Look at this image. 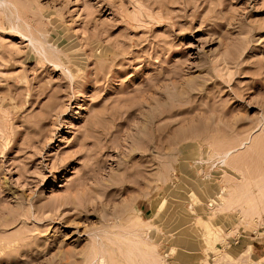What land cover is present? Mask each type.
I'll use <instances>...</instances> for the list:
<instances>
[{"label": "rangeland", "instance_id": "rangeland-1", "mask_svg": "<svg viewBox=\"0 0 264 264\" xmlns=\"http://www.w3.org/2000/svg\"><path fill=\"white\" fill-rule=\"evenodd\" d=\"M258 189L264 0H0V264H253Z\"/></svg>", "mask_w": 264, "mask_h": 264}, {"label": "bare ground", "instance_id": "bare-ground-1", "mask_svg": "<svg viewBox=\"0 0 264 264\" xmlns=\"http://www.w3.org/2000/svg\"><path fill=\"white\" fill-rule=\"evenodd\" d=\"M243 143V142H242ZM241 143V144H242ZM255 144V143H254ZM207 151V150H206ZM231 153H233L232 151H230V150H225V151H223V152H221V153H219V155H218V157H217V160L218 161H216V162H218V163H220V164H227L228 163V159H229V157H230V155H231ZM216 158V157H215ZM213 159V158H212ZM212 161V160H211ZM213 166H214V164H213ZM235 166V165H234ZM230 167V166H229ZM240 175V174H239ZM240 178V177H239ZM260 189V188H259ZM258 189V191H260ZM262 189V188H261ZM231 192H232V189L230 190ZM229 191V195L227 196V197H224L222 200H220L219 202H218V204H217V208L219 209V210H222L223 211V209H225V208H230L231 206H232V204H235L238 200L237 199H239V198H237L238 197V195H237V197H236V199H233V193H231ZM263 193H264V190L262 191ZM261 191H260V194H258L259 196H261L262 195V198L264 197V195H263V193H262ZM231 193V194H230ZM231 196H233L232 198H231ZM259 196H258V198H259ZM233 199V200H232ZM260 199H261V197H260ZM236 202H235V201ZM160 204H162V202H160ZM169 204V203H168ZM164 205V204H163ZM163 205H162V207H163ZM167 206V205H166ZM238 207H241V206H238ZM264 208V207H263ZM253 211H252V210ZM243 210V214H248V216L250 215V214H252V213H254L255 214V211L257 210V207L255 206V207H253V208H244V209H242ZM146 233V232H145ZM135 247V246H134ZM127 249V248H126ZM129 252H131V249H129ZM228 254H232L233 256L232 257H236V258H238V257H240V256H243V255H245V256H247L248 255V251L247 250H243V252L241 253V254H238V253H228ZM133 256V255H132ZM102 259H100V261L98 262L97 261V263L95 262V264H110V263H107L106 261H105V258H103V256L101 257ZM93 262V263H94ZM126 263L125 264H149V260H147L146 258H136V257H128V260H126L125 261ZM92 263V264H93Z\"/></svg>", "mask_w": 264, "mask_h": 264}, {"label": "crops", "instance_id": "crops-1", "mask_svg": "<svg viewBox=\"0 0 264 264\" xmlns=\"http://www.w3.org/2000/svg\"><path fill=\"white\" fill-rule=\"evenodd\" d=\"M243 238H245L243 236ZM261 238H253L250 239V244H248L247 239L246 241L241 240L239 247L234 246L233 250H240V252L238 254H241L243 252V250H248V254L250 256V258L252 259L253 264H264V241H258ZM232 253H236L234 251H232ZM263 253V254H262ZM238 258H243V256H240ZM244 259V258H243ZM244 262V261H242Z\"/></svg>", "mask_w": 264, "mask_h": 264}, {"label": "built area", "instance_id": "built-area-1", "mask_svg": "<svg viewBox=\"0 0 264 264\" xmlns=\"http://www.w3.org/2000/svg\"><path fill=\"white\" fill-rule=\"evenodd\" d=\"M237 242H238V241H237V240H235V241H234V244H237Z\"/></svg>", "mask_w": 264, "mask_h": 264}]
</instances>
